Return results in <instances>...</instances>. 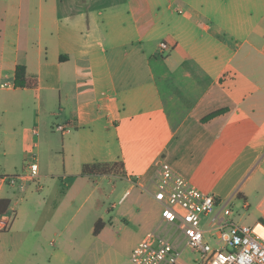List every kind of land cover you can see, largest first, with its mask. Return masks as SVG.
<instances>
[{"label": "crops", "instance_id": "1", "mask_svg": "<svg viewBox=\"0 0 264 264\" xmlns=\"http://www.w3.org/2000/svg\"><path fill=\"white\" fill-rule=\"evenodd\" d=\"M18 64L31 86L14 85ZM0 82V264L67 262L85 164L118 163L156 208L131 216L142 237L161 226L160 162L221 204H250L246 177L264 166V0H0Z\"/></svg>", "mask_w": 264, "mask_h": 264}, {"label": "built area", "instance_id": "2", "mask_svg": "<svg viewBox=\"0 0 264 264\" xmlns=\"http://www.w3.org/2000/svg\"><path fill=\"white\" fill-rule=\"evenodd\" d=\"M159 47L162 52L169 49L165 41ZM9 85L0 82V88ZM54 129L65 130L60 124ZM27 167L31 178L38 176L34 159ZM151 194L161 207V226L147 231L131 249L132 264H179L185 248L197 254L199 264H264V220L259 218L252 225L236 222L228 202L221 204L166 162L159 163ZM9 221L0 215V231L8 228Z\"/></svg>", "mask_w": 264, "mask_h": 264}, {"label": "rangeland", "instance_id": "3", "mask_svg": "<svg viewBox=\"0 0 264 264\" xmlns=\"http://www.w3.org/2000/svg\"><path fill=\"white\" fill-rule=\"evenodd\" d=\"M30 126L32 128L33 125ZM93 170L94 173L89 175L90 180L72 176L76 179L75 183L82 185L77 195L83 203L80 202L79 209L75 213L73 209L72 212L75 215L70 223V253L65 264H94L96 259L107 264L116 259L121 264H132L129 260L130 251L141 240L142 230L147 229L143 223L138 222L136 216H131L141 210L153 214L156 213V208H151L146 202L142 203L143 198L138 199L139 191L123 179L118 163L99 164ZM246 178V186L252 192L250 204L244 206L242 199L234 198L227 207L232 211V218L236 222L252 225L260 218L256 204L260 201L264 206V166L252 171ZM31 183L36 185L34 181ZM218 208L219 204L214 207L213 213ZM99 217L105 222L101 235L97 239L93 235L87 237L90 228L88 220H98ZM87 251H91L93 256H86ZM196 258V253L185 248L180 256V264H199Z\"/></svg>", "mask_w": 264, "mask_h": 264}, {"label": "trees", "instance_id": "4", "mask_svg": "<svg viewBox=\"0 0 264 264\" xmlns=\"http://www.w3.org/2000/svg\"><path fill=\"white\" fill-rule=\"evenodd\" d=\"M14 85L16 87H27L31 86V84L26 80L25 78V66L18 64L15 69L14 73ZM221 112V110L214 111L208 115V117L213 116L215 114H218ZM99 164H85L82 169V175H90L94 173V168ZM3 203L0 206V214H4L7 211L9 200L7 199H0V204ZM261 220H264L260 218ZM105 225V222L101 219H98L94 224L93 234H98L102 230L103 226Z\"/></svg>", "mask_w": 264, "mask_h": 264}]
</instances>
